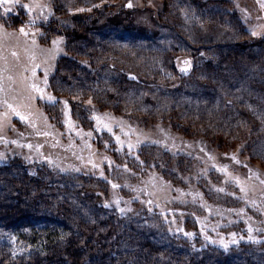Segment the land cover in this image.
<instances>
[{"label": "trees", "instance_id": "1", "mask_svg": "<svg viewBox=\"0 0 264 264\" xmlns=\"http://www.w3.org/2000/svg\"><path fill=\"white\" fill-rule=\"evenodd\" d=\"M134 1L83 13L76 29L52 22L65 39L44 63L31 60L21 89L14 76L25 63L16 51L0 50V264H264L230 263L239 252L264 251V174L243 157L244 147L223 148L217 136H195L170 116L152 127L121 120L114 91L94 90V104L49 91L59 62L73 65L74 79L89 85L105 73L109 60L101 52L73 46L83 40L84 49L93 40L88 35L98 33L85 25L88 17L107 14V22L118 18L136 28L126 23L147 26L166 9L162 2L155 13ZM188 1L202 16L213 10L205 4H219L220 24L234 30L237 22L246 36L249 21H264L260 0ZM8 18L30 23L21 13ZM194 57L186 71L173 61L170 67L188 76ZM116 72L126 88L155 85L173 95L182 87L175 77ZM148 218L155 230L144 225Z\"/></svg>", "mask_w": 264, "mask_h": 264}, {"label": "rangeland", "instance_id": "2", "mask_svg": "<svg viewBox=\"0 0 264 264\" xmlns=\"http://www.w3.org/2000/svg\"><path fill=\"white\" fill-rule=\"evenodd\" d=\"M122 1L19 0L15 6H0V50L16 51L15 56L25 63L17 68L14 85L19 80L21 89L29 65L33 64L31 60L44 63L50 58V54L58 51L57 44L62 45L65 38L51 30L52 22L76 29V19H81L83 13H91L97 7L110 9ZM162 2L166 9L157 13V6ZM260 4L262 6L264 1L260 0ZM20 5H28L31 11ZM144 5L157 13V18H147L150 20L149 25L142 24L144 27L139 19L137 22H127L126 24L137 25L136 28H128L123 23L114 22L115 18L107 22V14L103 17H88L91 22H86L85 25L91 31L97 29L98 33L96 31V34L88 35L93 40L89 39L84 49H80L84 47L83 40L73 46L77 48L75 51H86L88 44L94 49L92 51L101 52L104 59L109 60L105 73L98 76L97 80H92L89 85L82 78L74 79L73 65L66 61L61 64L59 62L49 91L73 100H85L89 104H94V90L114 91L118 107L115 102L113 106L117 107L121 120L130 121L132 117L135 124L152 127L160 117H173L195 136H217L223 148L244 147L243 157L264 174V44L261 37L264 36V21H249L247 29L250 35L246 36L248 31L240 28L233 19L224 16L225 19L236 22H233L236 26L234 30L220 24L223 12L219 4L213 2L205 4V8L213 9L208 16L198 14L196 3L188 0L134 1L137 8ZM6 7L11 11L5 12ZM14 12L21 13L27 23H30L24 24L19 20L13 22L8 15ZM122 19L126 18L122 16ZM118 20L117 18L115 21ZM21 28H24L27 35L20 31ZM253 31L257 35H252ZM195 52L201 54H194ZM192 55H196V64L191 66V69L194 66L192 73L179 77L176 69L172 70L170 67L171 62L178 64L179 69L188 67L189 63L185 64V61L191 64ZM123 67L146 74L144 78L158 76L162 82L175 77L182 83V87L173 95L155 85H130L126 88L122 83L119 84L120 79L116 76V71ZM78 81L82 87L77 85ZM25 90L23 88L22 95L27 100ZM97 94L98 99L103 95ZM19 95L14 94L13 98ZM110 101L113 102V99ZM59 106L60 103L54 110ZM3 130L1 124L0 131ZM218 199L225 202L222 197ZM143 223L148 228L152 227V230L157 227L150 218L143 219ZM156 237L160 241L165 238L161 232ZM250 259L264 260V251L239 252L231 257L230 263Z\"/></svg>", "mask_w": 264, "mask_h": 264}, {"label": "snow or ice", "instance_id": "3", "mask_svg": "<svg viewBox=\"0 0 264 264\" xmlns=\"http://www.w3.org/2000/svg\"><path fill=\"white\" fill-rule=\"evenodd\" d=\"M18 3H19V0H0V6H4V5H13V6H15ZM20 6L22 8H27L29 11H31V9L29 8L28 5H20ZM127 7H132L131 2H129V4L127 5ZM262 7H264V4H262ZM4 10H5V12H10L11 11V9L10 8H7V7ZM20 31L22 33H24L25 35H27V33L24 31V28H21ZM252 35H257V33L255 31H253L252 32ZM53 43L55 44L56 41H53ZM13 55H15V53H13ZM187 63H189V62L188 61H185V64H187ZM181 71H186V69H181ZM33 74H35V73H33ZM45 83H47L46 80H45ZM32 87L34 89H36L38 92H41L42 91L41 89L37 88L36 85H32ZM49 99H54V98L49 97ZM65 103H67V102H65ZM9 107L11 108L12 106L9 105ZM17 115H19V113H17ZM21 119H24V117H21ZM114 187H115V185H114ZM188 235H191V234H188ZM224 247L227 248V245H224Z\"/></svg>", "mask_w": 264, "mask_h": 264}]
</instances>
